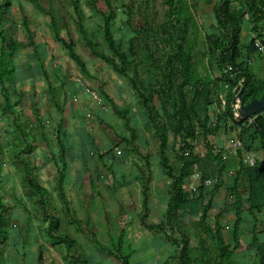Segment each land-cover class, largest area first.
I'll list each match as a JSON object with an SVG mask.
<instances>
[{"label":"rangeland","instance_id":"1","mask_svg":"<svg viewBox=\"0 0 264 264\" xmlns=\"http://www.w3.org/2000/svg\"><path fill=\"white\" fill-rule=\"evenodd\" d=\"M108 1L115 10L114 38L155 108L175 172L182 168L183 151L210 153L216 167L204 185L197 167L184 179L183 191L192 193L201 211L181 212L172 224V180L142 100L129 78L91 52L82 32L99 52L115 58L103 31ZM228 1L241 26L234 59L249 72L260 99L264 0ZM219 4L0 0V264H121L108 251L120 241L130 264H183V237L190 264H232L235 171L239 153L245 165L255 163L247 148L264 144V111L241 114V106L255 97L242 101L247 80L240 77L234 85L236 75L226 76ZM61 39L73 44L86 72ZM27 175L45 189V206ZM45 212L57 222L56 238L48 234Z\"/></svg>","mask_w":264,"mask_h":264},{"label":"trees","instance_id":"2","mask_svg":"<svg viewBox=\"0 0 264 264\" xmlns=\"http://www.w3.org/2000/svg\"><path fill=\"white\" fill-rule=\"evenodd\" d=\"M256 3V0H255ZM258 4V0H257ZM108 8L109 12L104 15L103 18V31L105 34L106 42L112 51L115 58L108 56L106 54H103L99 52L96 48V46L93 44L91 39L88 37L85 29H82L84 38L87 42V45L89 46L91 52L109 63L115 71L122 74L123 76L130 79L131 85L133 89L137 92L138 96L142 100L143 107L145 109L146 116L151 124V126L155 129V135L159 138L160 145H159V152H160V158L162 161V166L167 170L168 176L171 178V189H172V200L170 203V210L168 214V220L172 224L177 218L180 213H194V212H200L201 211V205L200 202L196 199H193L191 192H184L182 189V184L185 178H189L194 175L195 168L197 167L202 174V184L204 185L205 182H207L211 177L215 174L216 167L213 166L211 163V157L212 155L209 153L206 156L202 157H196L192 152L185 153L183 151L181 155V161H182V168L179 173L175 172L173 166L171 165L169 158L166 153V138L161 133L160 127L158 125L157 117L155 114V108L150 102L149 97L142 91L141 87L138 84L137 77L138 72L136 69H134L133 73H130V70L128 68V59L127 55L124 53V51L121 49V47L116 43V40L114 38L113 32L111 30L110 22L114 17L115 10L113 6L111 5L110 1H108ZM262 16L264 18V10L262 11ZM217 13V19L220 24V26L225 30L226 32V41L227 46L221 50V62L226 64L230 70L228 71V75H226L229 79L232 75H236L234 85H237L238 79L243 78L246 79L245 83V92L243 94V100L244 102H247L249 98H256V94L258 93V89L256 88V84L252 81L250 78L249 72L243 68L242 65H237L234 59V52L239 46L240 43V34H241V26L239 18L236 16L234 12L231 11V7L228 0H220V4L216 9ZM53 24L54 20H53ZM1 36V33H0ZM3 41H5V38L3 37ZM61 42L70 50L71 57L83 68V70L86 72V68L84 63L82 62L79 55L74 51V46L72 43H69L68 41L61 39ZM3 54V49H2ZM232 74V75H231ZM115 111L118 114H121L120 111L114 107ZM227 111L229 114L233 117V106L230 104L227 106ZM134 135V131H133ZM261 136L264 142V130L261 131ZM240 158V164H239V170L237 172L238 177L236 179L237 183L239 181V178L241 176L247 177L248 180V189H249V203L251 210H254L256 208L264 206V169L260 167L258 164H252V165H245L242 157V153H239ZM63 176V175H62ZM27 181L29 186L32 190L36 191L37 194L40 197V203L45 206L46 205V191L43 187L38 185L37 183H34L30 180V176L27 175ZM148 185L149 180H147V183L143 190V204L145 208H148ZM217 190V189H215ZM241 206H242V198L240 193H237L236 196V203L233 204L232 210H237V226L234 234V240H235V248L233 251L230 252V256H232V253H234L237 250V246L239 245L240 237H239V226L241 222ZM210 209L209 205H207L203 210V218L207 216V212ZM44 218L46 221L49 222L48 227V234L52 238H56L54 236V231L57 227V222L55 221L54 217L49 214L48 212L44 213ZM122 238V237H121ZM61 242H66L70 247L74 244V241L71 239H64V238H58ZM182 247L180 251V258L181 262L183 264H190V259L188 257V250H189V243L186 237H183L181 239ZM110 254H112L115 258H117L121 264H130L129 256L124 253V250L121 245V241L119 245L117 246V249L115 251L108 250ZM263 251V247H262ZM262 261L264 262V251L261 256ZM79 264H83L82 261H79Z\"/></svg>","mask_w":264,"mask_h":264},{"label":"crops","instance_id":"3","mask_svg":"<svg viewBox=\"0 0 264 264\" xmlns=\"http://www.w3.org/2000/svg\"><path fill=\"white\" fill-rule=\"evenodd\" d=\"M255 145L254 148H247V158L255 161L252 164H258L264 169V144L260 147ZM250 150V151H249ZM256 150L257 152L255 153ZM245 164V159L243 157ZM240 164V162H239ZM238 169L235 171L234 188L235 193H240L242 198L241 206V222L239 226V245L237 250L232 253V264H264L261 259L263 254L262 247L264 245V206L251 210L249 203V189L247 177L241 176L237 183ZM222 190H219L221 192ZM233 202L232 204H235ZM237 210L231 211L232 220L229 225V243L232 244V249L235 248L234 234L237 226Z\"/></svg>","mask_w":264,"mask_h":264},{"label":"water","instance_id":"4","mask_svg":"<svg viewBox=\"0 0 264 264\" xmlns=\"http://www.w3.org/2000/svg\"><path fill=\"white\" fill-rule=\"evenodd\" d=\"M243 92V91H242ZM240 93L239 97L242 98L243 93ZM241 114L244 117L260 114L264 111V96L260 99L254 98L247 105L241 106Z\"/></svg>","mask_w":264,"mask_h":264},{"label":"built area","instance_id":"5","mask_svg":"<svg viewBox=\"0 0 264 264\" xmlns=\"http://www.w3.org/2000/svg\"><path fill=\"white\" fill-rule=\"evenodd\" d=\"M92 94H94V92H93ZM94 98H95V99H98L97 96H96L95 94H94ZM119 153H120V152H119ZM263 248H264V245H263Z\"/></svg>","mask_w":264,"mask_h":264}]
</instances>
